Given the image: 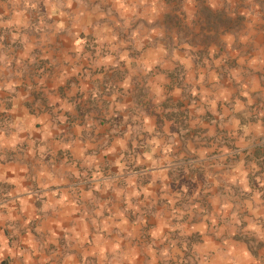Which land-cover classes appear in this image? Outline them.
<instances>
[{"label": "clouds", "instance_id": "9594fccd", "mask_svg": "<svg viewBox=\"0 0 264 264\" xmlns=\"http://www.w3.org/2000/svg\"><path fill=\"white\" fill-rule=\"evenodd\" d=\"M0 264H264V0H0Z\"/></svg>", "mask_w": 264, "mask_h": 264}]
</instances>
